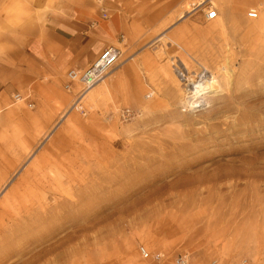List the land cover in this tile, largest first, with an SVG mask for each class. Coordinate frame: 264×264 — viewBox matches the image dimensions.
<instances>
[{"label": "rangeland", "instance_id": "obj_1", "mask_svg": "<svg viewBox=\"0 0 264 264\" xmlns=\"http://www.w3.org/2000/svg\"><path fill=\"white\" fill-rule=\"evenodd\" d=\"M64 1L0 0V36ZM196 1H153L98 84L65 70L0 135V264H264V0H212L211 22Z\"/></svg>", "mask_w": 264, "mask_h": 264}, {"label": "crops", "instance_id": "obj_2", "mask_svg": "<svg viewBox=\"0 0 264 264\" xmlns=\"http://www.w3.org/2000/svg\"><path fill=\"white\" fill-rule=\"evenodd\" d=\"M95 1L97 6L82 0L61 2L45 15L44 23L27 25L18 44L16 35L0 36V135L10 134L17 117L41 114L53 93L58 92L55 80L65 70L86 68L104 47L120 44V36H142L145 23L155 20L147 9L156 0ZM185 1L171 0L168 6L177 9ZM34 2L39 4L41 0ZM204 2L190 3L193 7L188 12ZM15 93L31 109L30 114L12 107Z\"/></svg>", "mask_w": 264, "mask_h": 264}, {"label": "built area", "instance_id": "obj_3", "mask_svg": "<svg viewBox=\"0 0 264 264\" xmlns=\"http://www.w3.org/2000/svg\"><path fill=\"white\" fill-rule=\"evenodd\" d=\"M217 14V9L208 5L204 13V18L206 21L213 20L217 17ZM246 16L250 20H255L258 18V12L256 9H249ZM120 55L121 51L119 48L115 46L104 47L86 68L82 70L70 69L66 73V83L64 84V89L69 91L73 83L79 82L83 85L82 91H87L91 86L99 82L108 70L117 65ZM12 99L14 102L22 100L18 93L13 94ZM28 106H31V104H28ZM72 108V110H76L83 115L85 114V109L82 107L80 101L73 105ZM129 115L130 110L128 108L121 112V116L123 118H128ZM138 251L144 259L161 261L164 258L160 252L151 254L143 246H139ZM171 262L172 264H190L188 256L183 253L173 256L171 258Z\"/></svg>", "mask_w": 264, "mask_h": 264}, {"label": "bare ground", "instance_id": "obj_4", "mask_svg": "<svg viewBox=\"0 0 264 264\" xmlns=\"http://www.w3.org/2000/svg\"><path fill=\"white\" fill-rule=\"evenodd\" d=\"M205 4H209V5H211L212 7H215V6L213 5V3H212V0H205V2H204L203 4H200V6L205 5ZM216 18H217V17H216ZM216 18H215V19H216ZM215 19H213V20H215ZM213 20H212V21H213ZM209 22H211V20H209ZM102 79H103V77H102ZM102 79H101V80H102ZM101 80H100V81H101ZM100 81H99V82H100ZM99 82H97L96 84H98ZM80 84H81V83H80ZM94 85H95V84H94ZM94 85H93V86H94ZM93 86H91L89 89H91ZM196 86H197V85H196ZM198 86L200 87V84H198ZM194 88H195V85L189 87V89H191V91H194ZM89 89H88V90H89ZM196 91H197V90H196ZM189 98H190V97H189ZM81 100H82V97L77 98V99L75 100V102L72 104V106L75 105V104H76L77 102H79V101H80V103H81ZM71 108H72V107H71ZM72 109H73V108H72ZM228 110H229V109H228ZM243 117H244V116H243Z\"/></svg>", "mask_w": 264, "mask_h": 264}]
</instances>
